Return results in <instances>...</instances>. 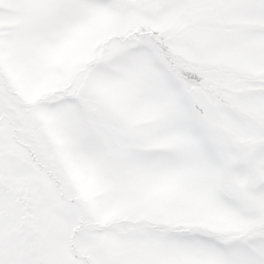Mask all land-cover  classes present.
<instances>
[{"label": "snow or ice", "instance_id": "snow-or-ice-1", "mask_svg": "<svg viewBox=\"0 0 264 264\" xmlns=\"http://www.w3.org/2000/svg\"><path fill=\"white\" fill-rule=\"evenodd\" d=\"M0 264H264V0H0Z\"/></svg>", "mask_w": 264, "mask_h": 264}]
</instances>
